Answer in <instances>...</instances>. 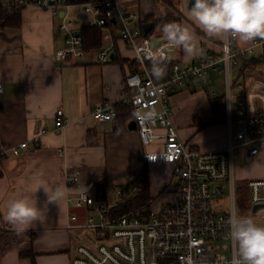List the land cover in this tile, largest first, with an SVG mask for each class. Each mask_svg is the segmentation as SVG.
<instances>
[{"label": "crops", "instance_id": "1", "mask_svg": "<svg viewBox=\"0 0 264 264\" xmlns=\"http://www.w3.org/2000/svg\"><path fill=\"white\" fill-rule=\"evenodd\" d=\"M121 2L133 3L137 18L129 24L139 28L141 33L144 22L154 21L150 33L162 37L163 24L174 22L193 31L201 53L203 48L219 49L221 40L207 37L188 16L191 8L188 0H175L182 15L163 0ZM20 19L19 26L0 27V144L27 141V146L18 155L1 161L0 213L4 219V205L12 198L34 199L29 188L37 180L50 187L59 186L65 197L59 204L50 203L44 221H37L33 228L35 261L36 264H71L73 248L79 241L76 229L66 227L67 213L70 210L82 214V210L69 206L67 195H75L82 186L91 193H101L106 202L113 204L115 200L111 203L107 198L109 187L139 185L140 190L145 182L150 197L148 207H157L175 196L178 178L171 182L175 175L171 163H150L144 159V150L151 146H144L136 129L128 127L134 114L132 117L123 114L129 96L125 76L132 71L147 70V61L136 62L133 50L120 38L118 20H112L109 27L110 39L104 37L102 29L100 46L84 49L81 56L57 60L55 51L64 46V33L58 28L60 17L50 8L27 4L21 10ZM82 25L85 23L75 25L76 30ZM236 43L246 48L251 44H241L238 38ZM102 48L114 51L108 61L97 59ZM258 48L247 53L251 66H246V72L235 67L232 76L235 81L249 76L255 87L264 82V78L250 72L258 63ZM200 56L186 60L181 50H172L171 59L190 63ZM132 61L138 64V69H131ZM220 74L211 71L210 80L205 84L194 79L170 93L172 120L180 138L202 149H218L226 143L223 119L217 121L221 123L217 138L211 134L205 138L201 134L206 126L203 124L213 122L215 112L221 108L223 95L214 91L216 96L211 98L210 94V82ZM202 85L207 86L208 91ZM101 101L114 104L119 114L114 119L96 120L90 111ZM217 104L220 107L215 109ZM59 108L65 120L57 126L55 114ZM157 146L159 144H154L151 148ZM77 168L82 174L80 186L69 185L66 172ZM262 174L264 172L258 171L251 177ZM141 176L144 182L139 180ZM35 195L37 205L43 208L47 200L43 188ZM113 215L117 214L113 212ZM0 264H31V261L20 257L17 249L10 248L0 256Z\"/></svg>", "mask_w": 264, "mask_h": 264}, {"label": "built area", "instance_id": "2", "mask_svg": "<svg viewBox=\"0 0 264 264\" xmlns=\"http://www.w3.org/2000/svg\"><path fill=\"white\" fill-rule=\"evenodd\" d=\"M1 3L5 6L20 3L47 7L60 17L58 28L64 33V46L55 51L57 60L81 56L85 51L82 35L75 27L78 17L68 14L72 6L85 13V24L104 29L105 38L112 37L109 30L113 24L111 19L118 20L120 38L133 50L136 62L152 61L147 54L149 48L160 50L158 59L161 61L172 56V50L163 47L162 37L151 33L145 35L129 24L130 20L137 18L132 2L1 0ZM60 11H63L62 15ZM236 39L230 38L231 51L227 58L221 40L218 50L203 48L198 60L173 62L162 79H156L146 69L126 74L124 82L129 91L126 103L134 111L133 120L140 141L146 147L159 144L145 149L143 157L150 163H171L172 172L178 178L175 196L157 207H143L115 216L111 207L128 198L129 187L117 189L114 192L116 200L110 204L101 193H91L80 186V169L67 171L69 185L80 187L75 195H67L66 201L75 210H82V214L69 210L66 227L90 229L86 241L74 246L71 264H233L228 234L231 214L238 213L236 149H242L245 162L264 152V82L258 80L261 85L255 87L249 76L235 81L231 73L233 67L248 70L247 53L255 47H259L257 59L264 60V39L257 38L248 48L239 46ZM109 53L108 48L100 49L98 61H108ZM211 71L223 74L225 79L226 92L221 108L226 143L222 148L202 149L180 138L172 120L170 93L194 79L205 84L210 80ZM1 89L0 83V92ZM210 94L211 98L216 96L214 91ZM153 108L161 114L160 117L147 122L138 118L139 114ZM90 113L98 121L114 119L117 115L115 105L108 101L94 104ZM55 115V124L62 125L65 120L63 110L57 109ZM233 121L237 122L236 130H233ZM26 146L27 141L0 144V168L4 158L18 155ZM222 182L228 185V211H217L211 204L224 193ZM139 187L133 185L131 191ZM246 187L247 206L251 210L241 215L264 219V174L249 177Z\"/></svg>", "mask_w": 264, "mask_h": 264}, {"label": "clouds", "instance_id": "3", "mask_svg": "<svg viewBox=\"0 0 264 264\" xmlns=\"http://www.w3.org/2000/svg\"><path fill=\"white\" fill-rule=\"evenodd\" d=\"M190 19L207 37L224 41L225 57L230 54V38H238L247 44L257 38L264 39V0H191L188 11ZM163 47L167 50H181L185 59L190 60L200 52L193 31L178 23H165L161 28ZM152 58L151 72L156 79L166 75V68L160 63V50H147ZM154 108L138 115L144 121L160 117ZM43 188L47 196L43 208L37 205L36 193ZM34 199L12 198L4 205V219L18 234H23L43 222L50 203H58L65 197L59 186L50 187L37 180L29 188ZM229 240L233 251V264H264V222L257 218L231 214Z\"/></svg>", "mask_w": 264, "mask_h": 264}, {"label": "trees", "instance_id": "4", "mask_svg": "<svg viewBox=\"0 0 264 264\" xmlns=\"http://www.w3.org/2000/svg\"><path fill=\"white\" fill-rule=\"evenodd\" d=\"M64 3H79V2H85V1H93L97 3H103L104 0H60ZM167 4L170 5L173 9H176L179 15H182L178 9L177 5L175 4V0H163ZM23 4L20 3H11L9 6H5L1 3L0 0V27L5 26H19L20 24V13L23 8ZM80 34L83 38V48L84 49H90L100 46L101 44V35H102V29L96 25H82L80 27ZM160 63L166 68V75L168 74V67L175 62L173 59H169L166 61L159 60ZM252 61V59H251ZM261 61V60H256ZM153 61H147L146 62V68L148 72L153 76L151 72ZM248 62L246 66H251ZM132 66V70L138 69V64H136L134 61L130 63ZM164 76V77H165ZM154 77V76H153ZM125 108H123L124 116L132 117L134 114V111L132 108L126 103L124 104ZM116 107V106H115ZM220 105H216V108H219ZM119 108L116 107L117 115L119 114ZM116 115V116H117ZM135 115V114H134ZM134 117V116H133ZM201 126V125H200ZM200 126L198 129H200ZM139 180L144 182V176H141ZM149 192H148V186L144 182V185L142 188L138 191V193L133 196L132 198H128L122 202H119L115 206H112L111 208L114 210L113 212L117 215L124 214L129 210H136L143 207L149 206ZM34 243H35V231L33 228L28 229L23 234L18 235L11 225L6 222L1 213H0V256L7 251L10 248H15L18 250V253L20 257H27L30 259L31 264H36L35 261V251H34Z\"/></svg>", "mask_w": 264, "mask_h": 264}, {"label": "rangeland", "instance_id": "5", "mask_svg": "<svg viewBox=\"0 0 264 264\" xmlns=\"http://www.w3.org/2000/svg\"><path fill=\"white\" fill-rule=\"evenodd\" d=\"M79 7L72 6L69 9V15L70 16H76L77 12L79 11ZM85 19L76 18V27L78 25H81L85 23ZM120 25H118L119 29ZM257 52V51H256ZM256 56V55H255ZM236 71V68H232V76H234ZM250 72L255 76H260L264 78V60L259 61L256 65H254L253 69H250ZM207 91V86L202 85ZM210 87L212 91H215L217 95H224L226 92L225 89V79L223 74H220L217 78L212 79L210 82ZM176 111V109L174 110ZM211 123V124H208ZM205 122L204 131H202V135L207 138L209 135H215V138H217V134L219 131V124L220 122ZM237 129V122L233 121V130ZM212 138V136H210ZM236 152L238 154L236 160H235V173H236V191H237V205H238V213L241 215L244 211L251 210L247 204H248V189L246 187V182L249 177L252 176L255 172H264V152H261L257 156H255L250 162H245L243 156H242V149L237 148ZM174 175V174H173ZM177 177L174 175L171 178V182L173 183V180L175 181ZM224 186V193L222 196L218 198V200H212L211 204L212 207L217 211H228V202H229V191H228V185L226 182H222ZM121 185H113L107 189V198L108 201L113 203L115 199L114 197V191L117 189L121 190ZM139 190H136L134 192L131 191V186H129V194L128 197L132 198L138 193ZM126 194V193H125ZM258 222H264V219L260 218L258 219ZM75 232L77 233V240L79 242L86 241V239L90 236V229L89 228H75Z\"/></svg>", "mask_w": 264, "mask_h": 264}, {"label": "water", "instance_id": "6", "mask_svg": "<svg viewBox=\"0 0 264 264\" xmlns=\"http://www.w3.org/2000/svg\"><path fill=\"white\" fill-rule=\"evenodd\" d=\"M53 1H54V0H49L50 3H53ZM193 2H194V0H193ZM188 5L191 6V0H188ZM62 13H63V11H60V12H59L60 15H62ZM77 17H78V18H84V17H85V13H83V12H79V13L77 14ZM111 20H114V18H112ZM154 26H155V22H154V21H147V22H144V23L142 24V31H143V34L146 35V34L150 33ZM113 55H114V51L111 50L110 53H109L110 58H112ZM222 117H223L222 108H219V109L215 112V114H214V116H213V118H212V121H213V122L221 121V120H222ZM128 127L131 128V129L135 128V122H134V120H131V121L129 122ZM255 207H256V205H255L253 208H255Z\"/></svg>", "mask_w": 264, "mask_h": 264}]
</instances>
